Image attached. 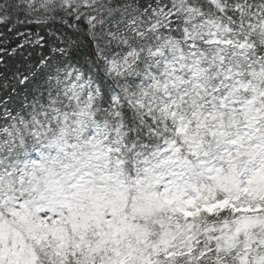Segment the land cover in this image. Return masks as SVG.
<instances>
[{
  "label": "snow or ice",
  "instance_id": "6c2138e0",
  "mask_svg": "<svg viewBox=\"0 0 264 264\" xmlns=\"http://www.w3.org/2000/svg\"><path fill=\"white\" fill-rule=\"evenodd\" d=\"M0 264H264V0H0Z\"/></svg>",
  "mask_w": 264,
  "mask_h": 264
}]
</instances>
